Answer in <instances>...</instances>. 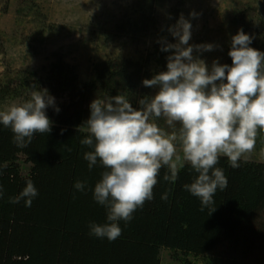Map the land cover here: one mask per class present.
Segmentation results:
<instances>
[{"label": "trees", "instance_id": "1", "mask_svg": "<svg viewBox=\"0 0 264 264\" xmlns=\"http://www.w3.org/2000/svg\"><path fill=\"white\" fill-rule=\"evenodd\" d=\"M249 46L264 52V40ZM161 47L156 46L152 56L167 68L169 51ZM227 65H232L230 56ZM60 71L48 85L44 79L28 85L25 77L17 88L6 85L3 90L8 98L21 89L47 90L50 96L55 93V104L46 109L52 131L36 133L26 148L17 147L11 129L0 124V185L4 190L0 199V264H161L163 248L194 256L223 253L228 260L233 257L243 263L238 256H249L257 246L264 250V163L241 159L240 167L232 168L226 157L220 158L217 167L223 169L228 186L217 190L211 206L216 210L211 214L209 208L201 211L200 199L184 188L198 175L191 166L184 164L179 169L175 183L163 179L165 167L160 170L154 198L137 209L130 222L119 221L122 234L115 241L90 235L91 223L107 222L105 208L93 198L94 186L105 169L98 162L89 170L84 153L92 149L81 145L87 132L79 129L89 119L90 105L97 98L107 102L122 94L140 109L134 90L139 89V100L154 96L158 88L145 87L143 80L156 74L138 62L109 60L96 64L94 80L78 87L71 76L66 82ZM66 93L67 100L60 104L58 98ZM154 122L172 134L173 128L163 117ZM179 127L177 124V131ZM263 136L260 132L256 139L260 148ZM20 156L32 165L26 177L20 172ZM28 180L38 190L31 207H26L24 200L10 203L9 198L19 195ZM77 181L86 182L84 192L74 188ZM164 193L167 200L161 199ZM243 260V264H263L259 259Z\"/></svg>", "mask_w": 264, "mask_h": 264}, {"label": "clouds", "instance_id": "2", "mask_svg": "<svg viewBox=\"0 0 264 264\" xmlns=\"http://www.w3.org/2000/svg\"><path fill=\"white\" fill-rule=\"evenodd\" d=\"M191 29V22L181 15L168 29L178 42L158 41L162 51H175L167 57V71L143 80L145 87L158 91L139 100L140 109L122 94L107 102L97 98L90 105V117L79 129L87 135L80 143L92 149L84 153L89 170L98 162L105 169L93 198L105 208L107 219L104 224H90L92 236L115 241L122 234L119 221L130 222L133 213L154 198L161 168H167L163 179L175 183L185 163L198 174L184 185L185 190L200 199L201 211L209 208L211 214L216 210L211 206L217 190L228 186L223 169L217 167L220 158L226 157L232 168H239L241 159L255 150L258 134L264 132V52L250 47L252 37L241 30L232 37L228 53L232 65L214 61L209 71L193 52L194 48L211 51L214 45H189ZM54 104L47 90H34L28 101L0 110V124L11 129L17 147L26 148L36 133L52 131L46 109ZM161 117L173 128L171 135L154 122ZM74 188L84 192L86 182L77 181ZM37 195L33 181L28 180L9 202L24 200L31 207ZM3 196L0 185V199ZM161 199L167 200L168 194Z\"/></svg>", "mask_w": 264, "mask_h": 264}, {"label": "rangeland", "instance_id": "3", "mask_svg": "<svg viewBox=\"0 0 264 264\" xmlns=\"http://www.w3.org/2000/svg\"><path fill=\"white\" fill-rule=\"evenodd\" d=\"M181 15L192 24L189 45H214L211 51L193 52L209 71L214 61L227 64L232 37L239 31L254 43L264 40V0H0V110L31 98V90L21 89L12 98L3 92L6 85L17 88L25 77L28 85L37 79L48 85L61 70L66 82L71 76L80 87L94 80L96 64L109 60L138 62L155 74L167 71L152 54L163 38L178 42L168 29ZM134 91L138 104L140 92ZM67 96L58 102L64 103ZM262 150L264 145H255L244 160L264 163ZM177 152L181 154L178 142ZM18 164L21 175L28 176L32 165L24 156ZM238 257L243 263L259 259L264 264V250L258 246L249 256ZM233 259L223 253L194 256L160 250L161 264H243Z\"/></svg>", "mask_w": 264, "mask_h": 264}]
</instances>
